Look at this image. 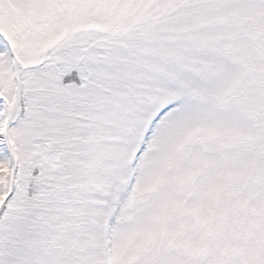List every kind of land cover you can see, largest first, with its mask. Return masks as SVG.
<instances>
[{
  "label": "snow or ice",
  "instance_id": "obj_1",
  "mask_svg": "<svg viewBox=\"0 0 264 264\" xmlns=\"http://www.w3.org/2000/svg\"><path fill=\"white\" fill-rule=\"evenodd\" d=\"M0 264H264V0H0Z\"/></svg>",
  "mask_w": 264,
  "mask_h": 264
}]
</instances>
